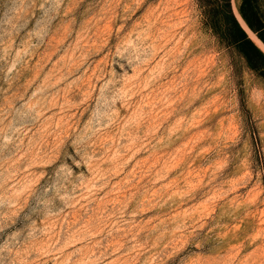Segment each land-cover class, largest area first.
Instances as JSON below:
<instances>
[{
    "label": "rangeland",
    "instance_id": "374dc122",
    "mask_svg": "<svg viewBox=\"0 0 264 264\" xmlns=\"http://www.w3.org/2000/svg\"><path fill=\"white\" fill-rule=\"evenodd\" d=\"M0 264H264V78L196 0H0Z\"/></svg>",
    "mask_w": 264,
    "mask_h": 264
},
{
    "label": "trees",
    "instance_id": "16d2710c",
    "mask_svg": "<svg viewBox=\"0 0 264 264\" xmlns=\"http://www.w3.org/2000/svg\"><path fill=\"white\" fill-rule=\"evenodd\" d=\"M205 25L229 47H235L247 65L264 78V53L256 46L236 17L232 0H196ZM262 0H244L241 14L250 30L264 44V16Z\"/></svg>",
    "mask_w": 264,
    "mask_h": 264
},
{
    "label": "bare ground",
    "instance_id": "6f19581e",
    "mask_svg": "<svg viewBox=\"0 0 264 264\" xmlns=\"http://www.w3.org/2000/svg\"><path fill=\"white\" fill-rule=\"evenodd\" d=\"M235 9H236V7H235ZM236 11H237V9H236ZM237 13H238V11H237ZM238 17L240 18V15H238ZM260 43H261V42H260ZM259 45L261 46V45H263V44L261 43V44H259ZM262 47H263V46H262Z\"/></svg>",
    "mask_w": 264,
    "mask_h": 264
}]
</instances>
